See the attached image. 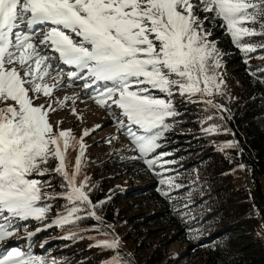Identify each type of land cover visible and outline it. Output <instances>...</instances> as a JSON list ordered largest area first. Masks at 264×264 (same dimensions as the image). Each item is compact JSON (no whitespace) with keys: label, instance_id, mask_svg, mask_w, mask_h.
Segmentation results:
<instances>
[{"label":"snow or ice","instance_id":"snow-or-ice-1","mask_svg":"<svg viewBox=\"0 0 264 264\" xmlns=\"http://www.w3.org/2000/svg\"><path fill=\"white\" fill-rule=\"evenodd\" d=\"M217 27L245 65L255 53L264 61V0H0V244L10 242L17 221H44L54 211L52 202L64 200L47 227L71 226L66 238L73 239L95 231L99 238L89 236L95 241L90 247L115 253L103 264H129L118 254L119 238L104 230L101 209L107 201H93L95 185L84 171L85 138L102 125L84 129L80 137L60 128L62 121L54 127L50 113L69 100L70 114L82 117L75 108L80 93L52 97L65 83L81 81L128 139L133 155L126 158L142 162L157 178V192L171 198L184 184L172 167L179 160L168 134L185 119L184 105H204L199 123L207 136L221 131L217 120L231 118L215 101L225 94L218 70L227 55L212 39ZM249 72L264 84V63ZM41 96L49 98L47 105L37 103ZM113 139L118 137L108 142ZM216 147L223 152L239 145L232 140ZM70 150H77L71 171ZM86 220L97 223L81 227ZM41 230L26 229L27 236ZM0 264L48 261L4 247Z\"/></svg>","mask_w":264,"mask_h":264},{"label":"trees","instance_id":"trees-1","mask_svg":"<svg viewBox=\"0 0 264 264\" xmlns=\"http://www.w3.org/2000/svg\"><path fill=\"white\" fill-rule=\"evenodd\" d=\"M213 38L227 53L223 63L228 71L223 77L232 86L231 96H219L215 101L230 110L223 115L231 118L217 120L221 131L207 136L199 123L205 116L204 105H184L188 110L185 119L175 133L168 134L173 140L168 147L176 149L174 155L179 160L172 167L179 173L183 188L173 192L171 198L161 196L157 178L142 162L128 160L126 157L133 153L125 149L114 151L101 146V153L89 159L95 170L90 177L95 185L91 198L97 203L107 201L101 209L103 217L114 226L110 231L119 236L129 252L119 248L118 254L137 264L165 263L169 253L163 240L201 247L205 264H264V246L256 232L260 220L264 227V84L249 72L264 61L258 58L260 53H255L245 65L242 54L219 27ZM232 140L238 142V148L217 149V145ZM237 166L245 175L244 184L235 183L233 171ZM136 178L141 181L135 182ZM126 179L130 182L125 183ZM55 212L37 221L43 230ZM93 224L96 222L86 220L81 227ZM57 231H45L43 247L31 253L48 264H103L115 254L87 245L83 232L73 239Z\"/></svg>","mask_w":264,"mask_h":264},{"label":"rangeland","instance_id":"rangeland-1","mask_svg":"<svg viewBox=\"0 0 264 264\" xmlns=\"http://www.w3.org/2000/svg\"><path fill=\"white\" fill-rule=\"evenodd\" d=\"M212 39H215L212 37ZM217 41V39H215ZM218 42V41H217ZM218 47L220 49V43L218 42ZM223 50V49H222ZM67 67L65 66V71H67ZM218 71L224 73V71H228V68L223 66V68L219 69ZM49 83H51V80H49ZM82 82L76 81L74 86L68 87L65 83L60 89L56 90L54 92V95L52 99H63L64 96H72L74 93H80L79 99L76 101L75 108L77 113L82 117V119H77L76 116L70 114L69 108L72 107V101H67V104L64 108H57L55 112L50 113V122L53 124L54 127L57 126L58 121H62V123L59 124L60 128L63 129H71L73 134L76 137H80L84 129H91L96 124L102 125V128L97 130L94 134H92L90 137L85 138V144L88 146L85 158L88 161L84 171L85 173L91 177L92 174L95 173L94 167L92 164H90L89 159H93L96 154H100L101 150L100 147H109V149L116 150H128V139L118 133L116 131L115 123L112 121L108 113L105 112L104 109L98 107L93 100L89 98V95H87L82 90ZM231 88L232 86H229L225 83L224 86V95L221 97H229L231 96ZM219 95L215 97V100H219ZM49 102V98L41 96L40 100L37 101V103L45 104ZM198 105H203L199 103H195ZM55 107V105H54ZM116 136L118 139H113L109 143L108 140L110 137ZM173 136V134H171ZM77 155V150H70L68 160H69V171L72 169V165L75 161V156ZM52 167H55L54 165H51ZM234 176L236 177L235 183L236 184H244L246 183L245 175L242 173L241 168L239 166L236 167V169L233 171ZM135 182L141 181L140 178H136L134 180ZM130 180L126 179L125 183H129ZM119 183V182H117ZM59 182H57V188H58ZM261 186L262 190L264 192V178H261ZM50 191V190H49ZM65 203L64 200H56L53 202L54 211H62L61 205ZM53 211V212H54ZM53 215V214H52ZM51 216V215H50ZM51 220H54L56 217L55 215L51 216ZM17 223L20 225V227L15 231L14 235L12 236L10 242L5 241L3 244H0V248H11V247H19L21 250L32 252L33 250L37 252V248L43 247V242L45 241V234L47 230L50 228L57 229L65 236L68 234L67 227L61 228L58 226H52V227H46L45 230L42 229L40 222H37L36 220L29 219L28 221H17ZM30 225V226H27ZM109 226V224L104 225V230L111 233L112 235H115L119 238V236L113 231L111 232L110 229H106L105 227ZM111 226V225H110ZM36 228H41L42 230L40 232H37L33 237L29 238L27 236V231L35 232ZM89 228V227H87ZM27 229V231H26ZM58 232V231H57ZM257 235L260 237V240L264 246V227L262 225L261 220L259 221L257 228H256ZM87 238L86 244L87 245H93L95 243L94 240L89 239V236H94L99 238V234L95 231H86L83 232V237ZM157 241V240H156ZM162 245L164 247V250H166L167 253H169V257L167 261L163 264H205L202 260V248H189L186 245L185 241H173L169 243V240H163ZM119 248L125 251L126 254H128L127 247L125 243L119 238ZM35 255V254H34ZM37 256V255H36ZM125 261H128L129 264H137L134 260L128 258L126 255L121 254L120 255ZM72 264L75 263V261L71 262Z\"/></svg>","mask_w":264,"mask_h":264},{"label":"bare ground","instance_id":"bare-ground-1","mask_svg":"<svg viewBox=\"0 0 264 264\" xmlns=\"http://www.w3.org/2000/svg\"><path fill=\"white\" fill-rule=\"evenodd\" d=\"M108 224V222L103 218V226L104 225H107ZM108 227V226H107Z\"/></svg>","mask_w":264,"mask_h":264},{"label":"clouds","instance_id":"clouds-1","mask_svg":"<svg viewBox=\"0 0 264 264\" xmlns=\"http://www.w3.org/2000/svg\"><path fill=\"white\" fill-rule=\"evenodd\" d=\"M104 218V217H103ZM105 219V218H104ZM106 220V219H105ZM107 221V220H106ZM108 222V221H107ZM97 223V222H96ZM108 224H109V222H108ZM109 226H110V224H109ZM106 229H109L110 227H105Z\"/></svg>","mask_w":264,"mask_h":264}]
</instances>
